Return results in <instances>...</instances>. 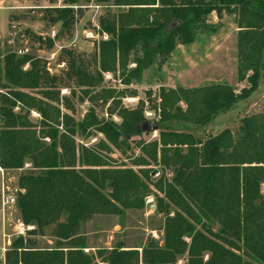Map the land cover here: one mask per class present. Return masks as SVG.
<instances>
[{
	"label": "trees",
	"instance_id": "16d2710c",
	"mask_svg": "<svg viewBox=\"0 0 264 264\" xmlns=\"http://www.w3.org/2000/svg\"><path fill=\"white\" fill-rule=\"evenodd\" d=\"M79 1L45 9L44 20L61 26L54 38L29 30L22 36L51 51L73 29ZM113 6L120 11L100 20L109 40L99 43L94 71L65 51L66 76L92 104L80 121L70 114V100L61 97V79L42 60L12 49L0 55V168L29 166L18 178L16 207L19 219L34 227L27 239L12 242L6 264H264V113L244 117L237 133L227 129L207 138L194 133L249 100L264 79V0H114ZM212 13L235 18L237 77L249 87L239 93L225 83L161 88L158 138L135 142L141 156L131 166L115 162L112 149L126 155L147 120L143 103L122 107L124 93L101 88L104 74L119 73L126 86L139 81L179 45L216 33L218 26L208 23ZM131 63L135 68L128 70ZM98 100L111 101L109 119L99 117ZM93 132L104 140L78 144V137L89 139ZM153 195L156 211L168 212L163 246L150 240L144 247L118 244L86 252L82 225L96 215L142 211ZM50 228L55 247L38 248V237Z\"/></svg>",
	"mask_w": 264,
	"mask_h": 264
},
{
	"label": "rangeland",
	"instance_id": "374dc122",
	"mask_svg": "<svg viewBox=\"0 0 264 264\" xmlns=\"http://www.w3.org/2000/svg\"><path fill=\"white\" fill-rule=\"evenodd\" d=\"M6 1V0H2ZM1 1V6L4 2ZM64 0H58L56 3H50L48 0H15L13 5L16 9L10 11L4 8L0 10V55L6 49H12L18 52L19 56L32 55L42 60L47 68L50 69V74L58 76L61 79L60 89L61 97L68 98L73 106V111L70 114L73 115L76 121H80L91 108L92 104L89 98H86L84 94L76 87L73 80L69 79L67 74L66 60L67 54L65 51H72L75 56L85 62L91 71L95 70L94 62L98 57V46L101 41L109 40L106 34L101 33L100 20L107 16L117 14L118 10L113 6L114 0H80L79 4L74 6L73 9L78 11V18L70 33H63L60 35L55 47L51 51H46L44 45L31 43L26 37L22 36L25 30H29L38 36L43 38H54L56 34L61 31L60 24L52 25L44 20L46 18L45 9L62 8ZM78 9V10H77ZM9 16V18H8ZM224 15L223 17H225ZM232 17V16H229ZM225 32H229V28H226ZM204 34L200 35L203 36ZM196 43V42H195ZM226 44V45H225ZM207 45V44H205ZM191 46V45H190ZM218 51L211 53L208 52V56L205 58L201 67L202 71L188 74L186 73L188 68H185L180 64L183 60L180 58L179 52L180 45L176 48L174 53L170 56L167 62L163 65L159 63L148 69L139 81H132L130 86H126L120 78V74H104V82L101 88L114 89L119 93H124V98H121L122 107L136 108L140 103H143L145 118L150 122H157L158 116L155 111V106L158 105L157 98L161 88L165 89H177V88H199L206 85L225 83L229 85L238 84L234 87L239 93L242 89L248 88V82L240 83L235 82L236 73L234 76V68L231 63L232 46L230 45V38L226 39L225 43L222 42L217 45ZM215 50V49H214ZM221 50L227 52V56L221 54ZM20 52H23L20 54ZM235 55V54H234ZM237 56V53L235 57ZM1 59V57H0ZM194 59H192L193 63ZM209 61V62H208ZM196 62V61H195ZM207 62V63H205ZM197 64V62H196ZM238 65V63H237ZM29 65L25 66L27 69ZM134 64H130L128 70L134 69ZM234 77V79H233ZM242 85L244 87H242ZM99 91V89H98ZM128 99H135V102H128ZM111 101L105 104L103 101H96L94 104L97 113L101 119L108 118V110L111 107ZM183 108L184 105H183ZM17 113L20 112L19 108H16ZM264 113V79H262L258 90L252 95V97L237 105V107L227 113L220 114L207 128L194 132L196 136L207 138L208 136L218 135L224 130H230L233 133H237L241 125V121L246 116L260 115ZM39 116L33 112L31 114V120L34 124L37 123ZM114 121L120 122V120L113 116ZM158 138L157 133H142L140 137L133 139V143L130 144L131 150L126 155H121L115 149H112L111 158L117 163H126L131 166L132 160L141 156V152L137 149L135 142L144 141L149 142ZM104 140V137L97 132H93V135L89 139L77 138L78 144L84 143L87 146H95L100 141ZM29 166H26L25 170L18 171H4L5 182L4 186L14 191V196L17 194L14 189H18V178L21 173L28 170ZM160 175H164L167 179L171 178V174L168 172H161L159 168H156ZM159 178L154 177V180ZM156 191L154 190V193ZM264 193V186L262 187ZM158 196H162L156 193ZM2 196V187H1ZM157 199L156 196L148 197L144 210H129L124 216H102L96 215L81 227V235L86 238L88 249L86 252L95 253L98 249H112L118 244H123L126 248L144 247L150 240H155L160 246L164 245L165 238V225L168 212L158 213L156 211ZM16 218V217H15ZM2 219V213L0 211V223ZM15 219L12 217L10 226L7 233V241L10 243L19 238L14 229ZM52 228L46 231L44 237H38V248L49 249L55 247V240L51 236ZM29 235L27 234L25 239ZM52 239V240H51ZM52 241L53 244H48L47 241ZM9 243V244H10ZM5 244L4 231L0 226V255L2 254V248ZM11 245L8 246V250ZM178 264H183L180 261Z\"/></svg>",
	"mask_w": 264,
	"mask_h": 264
},
{
	"label": "crops",
	"instance_id": "0c3cea01",
	"mask_svg": "<svg viewBox=\"0 0 264 264\" xmlns=\"http://www.w3.org/2000/svg\"><path fill=\"white\" fill-rule=\"evenodd\" d=\"M1 1L2 0H0V10L7 8L9 16H10V11L12 9H16V7L11 6V3L13 5V2L15 0L2 1V2H4L3 6H1ZM9 16H8V18H9ZM208 23L211 25H214V26H218V31L216 33H213V34H204L203 36L199 35L196 43L192 44L191 46L180 45V47H179V49H181V50H179V52L181 53L180 58L183 59L180 62V64L182 66H184L185 68H188L189 71H187L186 73H188L189 75L192 73L197 74L198 71L199 72L202 71L201 67L203 65V62L200 63L197 60L201 59V61H205V58L209 54L208 52L213 53V51L214 52L218 51V49H216L218 47L217 45L222 43V42L225 43L226 39L230 38V45L233 48L232 50H234L231 53V56H232L231 57L232 58L231 63H232V66L234 65L233 66L234 68L236 67V71L234 69V76L236 73V78L234 79V77H233V79L235 80V82H237V56L235 57V55L237 53V37H238L239 30H238L237 25L235 23V18L233 16L232 17L225 16L222 19H219V17L217 16L216 13H212L208 18ZM225 26H227L226 28H229V30H230L229 32L224 31ZM205 44H207V45H205ZM220 52L223 56H227V52L225 50H221ZM192 59H194L193 63H192ZM195 61L197 62V64ZM205 63H207V62H205ZM234 85L237 86L238 84L237 85L234 84ZM234 85H232V86H234ZM242 87H244V86L242 85ZM4 182H5L4 171L0 168V211L2 213V219H1L0 226L4 231V237H5V244L2 248V254L0 255V264H6L5 258H6L7 249H8V246L11 245L10 240L8 242L7 238H6L7 233H8V229L10 226V221L12 220V217L15 220L19 218V213H18L16 206L7 207L6 209H2L1 187L3 188ZM51 240L47 241L48 244H53V242Z\"/></svg>",
	"mask_w": 264,
	"mask_h": 264
},
{
	"label": "built area",
	"instance_id": "2783aa9c",
	"mask_svg": "<svg viewBox=\"0 0 264 264\" xmlns=\"http://www.w3.org/2000/svg\"><path fill=\"white\" fill-rule=\"evenodd\" d=\"M23 52H20V54ZM130 102H135V99H128ZM15 193H18V189H14ZM14 191L10 190L3 186L2 188V196H1V205L2 209H6L7 207L16 206V197L13 195ZM15 232L20 237H25L30 231L34 229L32 226L25 225L19 218L15 220L14 224ZM9 242V240H8Z\"/></svg>",
	"mask_w": 264,
	"mask_h": 264
},
{
	"label": "water",
	"instance_id": "95a60500",
	"mask_svg": "<svg viewBox=\"0 0 264 264\" xmlns=\"http://www.w3.org/2000/svg\"><path fill=\"white\" fill-rule=\"evenodd\" d=\"M159 124L157 122H145L142 126H138L137 132L138 134L142 133H157L159 131Z\"/></svg>",
	"mask_w": 264,
	"mask_h": 264
}]
</instances>
